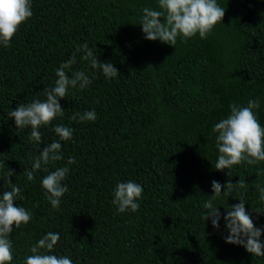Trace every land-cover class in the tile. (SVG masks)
I'll return each instance as SVG.
<instances>
[{
  "label": "trees",
  "instance_id": "obj_1",
  "mask_svg": "<svg viewBox=\"0 0 264 264\" xmlns=\"http://www.w3.org/2000/svg\"><path fill=\"white\" fill-rule=\"evenodd\" d=\"M217 4L225 15L206 39L178 37L172 46L145 39L136 23L143 8L159 10L158 0H32L33 16L10 47L0 45V176L14 171L10 179L23 196L15 204L32 214L10 235L11 264H25L31 246L48 232L60 234L51 254L73 264H264V257L226 243L223 219L225 206L243 198L255 225L264 228V201L256 188L264 187V161L234 165L229 176V169L216 170L212 131L230 115V104L257 99L254 111L264 127V0ZM84 43L100 62L118 69L117 77L105 78L82 59L76 49ZM73 53L76 63L66 74L84 71L92 83L70 88L60 99L64 116L38 129V145L29 139L31 127L17 129L8 113L45 100L55 70ZM90 110L95 122L72 119ZM56 125L73 130L70 140L60 141L63 159L42 165L29 181L40 150L59 140ZM70 158L75 163L68 164ZM64 166L69 190L56 210L41 182ZM129 180L142 185L143 198L138 211L118 213L113 190ZM213 180L233 183L213 200L222 214L218 230L211 218L203 219ZM6 188L0 179V193Z\"/></svg>",
  "mask_w": 264,
  "mask_h": 264
},
{
  "label": "clouds",
  "instance_id": "obj_2",
  "mask_svg": "<svg viewBox=\"0 0 264 264\" xmlns=\"http://www.w3.org/2000/svg\"><path fill=\"white\" fill-rule=\"evenodd\" d=\"M158 9L149 7L142 9V16L139 23L145 39L176 45L177 38L184 42L195 37L197 34L201 39H206L218 23H222L225 15V8L217 4V0H158ZM33 16L32 0H0V45L10 47L12 38L19 31L20 26ZM83 52L82 59L90 61L93 68L102 70L105 78L112 79L119 74L118 69L111 62H100L97 55L89 48L87 43L78 45L76 52ZM76 54L57 68L55 85L45 89L46 99H39L30 104H19L8 115L14 118L17 129L31 127L30 141L41 145L42 134L38 130L43 126H49L57 117L64 116V110L60 99L67 98L70 88L83 90L87 88L92 80L84 71H75L71 77L66 74L71 65L76 63ZM260 107L259 100H249L247 106H240L233 102L229 105L230 115L216 123L212 129L216 135V147L219 155L214 168L216 170L229 169L234 165L246 162L248 165H255L264 161V127L259 123L254 110ZM81 122L97 120L95 110L85 111L83 114H75L73 120ZM53 131L58 135L59 140L47 144L40 150V156L33 162L32 171L27 172V179L34 180L36 170L63 159L61 155L62 145L60 141H68L72 138L73 130L64 125H56ZM75 163L74 158L68 160V164ZM44 170H47L46 168ZM69 173L67 166L56 168L50 171L42 179V187L46 190L47 199L52 208L59 210L61 197L68 192V187L63 183ZM14 171L9 168L8 172L0 179L8 186L3 193H0V264H11L13 260L12 242L10 235L13 228H20L27 225L32 214L21 206H16L17 199H23L22 190L10 179ZM241 187H244L242 182ZM231 182L221 185L213 180L212 200L205 201L204 209L207 211L204 221L211 218L212 226L220 228L221 212L213 200L222 194L221 188L228 190L232 187ZM260 199L264 201V187L257 184ZM144 189L142 185L134 181L120 182L113 190L112 203L117 206V212L138 211L140 205L137 202L143 198ZM240 202L225 206L226 214L223 215L228 235L224 237L226 243L241 245L249 253L256 257H264V241L261 240L264 228L257 227L252 219V213L245 208L246 201L243 198ZM257 213L261 211L253 209ZM60 240V234L48 232L34 245L31 246V253L25 259V264H73L67 256L51 254ZM43 250V252L41 251Z\"/></svg>",
  "mask_w": 264,
  "mask_h": 264
}]
</instances>
